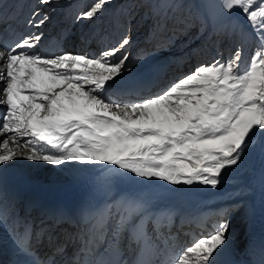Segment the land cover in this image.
I'll use <instances>...</instances> for the list:
<instances>
[{"label": "snow or ice", "instance_id": "snow-or-ice-1", "mask_svg": "<svg viewBox=\"0 0 264 264\" xmlns=\"http://www.w3.org/2000/svg\"><path fill=\"white\" fill-rule=\"evenodd\" d=\"M52 2L37 0L27 34L0 40V169L19 160L58 169L113 168L125 178L159 180L181 191L217 189L264 133V50L243 66V50L235 48L227 60L200 65L155 96L121 104L112 94L132 71L131 36L97 55L43 54L41 29L50 17L42 8ZM110 3L93 0L76 22L95 20ZM218 15L264 49V0H221ZM128 206L133 212L143 207L134 198ZM229 230L224 219L185 247L175 264H190L193 254L194 264H218ZM17 245L32 255L26 243L18 239Z\"/></svg>", "mask_w": 264, "mask_h": 264}, {"label": "bare ground", "instance_id": "bare-ground-1", "mask_svg": "<svg viewBox=\"0 0 264 264\" xmlns=\"http://www.w3.org/2000/svg\"><path fill=\"white\" fill-rule=\"evenodd\" d=\"M92 2L93 0H53L48 6L43 7L42 11L48 13L50 19L41 29L45 39L38 51L48 55L64 51L97 55L113 46L119 36L124 34L122 33L124 28L121 30L124 26L123 20L127 23L128 19L130 21L136 18H130L135 3H139L140 7L143 6L145 9L149 8L150 11V16L142 24L139 36L136 35L137 38L131 43V47L136 45L138 53L141 52L142 47L166 44L169 40L166 32L171 31L173 21L177 23L181 17L183 22H191L194 13H198L201 15V22L206 24V31L195 37L192 50L187 51L188 48L182 46L180 49L182 53L163 52L147 59L146 62L133 68L130 73H126L121 88L113 90L112 94V98L121 104L155 96L157 90L169 80L170 71L172 73L176 67H180L179 69L186 67V63H181L180 59L186 60V57L189 58L188 61L192 58H197V61L209 59L207 57L211 56L215 49L209 40L213 27L218 21L225 22L228 28L226 30H233L232 32L240 35L238 37L242 39L246 37L242 48L252 47L254 53L264 50L247 30L241 31L218 15L221 0H161L160 3L159 0H111L106 10L95 20L76 22L77 14L87 10ZM131 3L133 5L130 6ZM22 6L28 8V13L23 20V34H27L31 30L26 21L30 13L37 8V0L0 1L2 15L12 12L8 19L9 23L15 22ZM144 28L145 33H143ZM154 28L157 33L148 35V30L152 32ZM142 33L146 34L142 36L143 38H141ZM134 57L135 55L131 61ZM249 60H244L243 66H247ZM191 62L193 64L194 60ZM179 63H181L180 66H178ZM148 68L151 72L145 73V69ZM262 177H264V133L259 134L257 143L245 152L237 167L227 171L223 182L214 190L210 187L194 185L190 188L184 186L181 191L179 186H171L159 180L140 181L125 178L113 168L82 169L78 165H73L58 169L44 164L36 165L25 160L15 161L10 167L0 169V245L7 243L9 233L23 229L27 220L25 204L29 198L39 192L47 200L61 196L66 201H71L72 198L85 196L89 192L101 195L111 189H115L119 195L151 187L165 190L171 188L182 195L195 198L186 204L182 217L173 225L171 231L165 234L167 239L173 241L183 251L201 235L207 234L206 221L211 219L210 221L216 224V218L218 220L224 213L223 209L227 207L226 205H235V216L232 217L235 219L238 216V219L228 232V246L218 257V263L253 264L264 256V182ZM32 215L35 216L34 213ZM38 219L35 216L33 220L34 236L32 237L37 246L49 239V253L51 247L64 252L75 241L76 231L73 225L62 224L52 228L50 222L43 220L37 222ZM60 227L61 229H58ZM184 231L187 233L183 236ZM194 260L193 254L190 264H194Z\"/></svg>", "mask_w": 264, "mask_h": 264}, {"label": "rangeland", "instance_id": "rangeland-1", "mask_svg": "<svg viewBox=\"0 0 264 264\" xmlns=\"http://www.w3.org/2000/svg\"><path fill=\"white\" fill-rule=\"evenodd\" d=\"M147 4H150V2H147ZM131 5H133V3H131L130 6ZM148 9L149 8L145 9V7H143V6L140 7L139 3H135V6L133 8V13L130 15V18L131 17L132 18L136 17V18L134 20L130 19V21L128 19L127 23H126V21L123 20L122 23H124L123 24L124 26L121 27V30L124 28L123 32H122L124 34L122 36L130 35L132 41L134 39H136L137 36H139V33H140L139 31H140V29H142V26H143L142 24L150 16L149 15L150 11ZM195 9H197V8L195 7ZM181 16H183V15H181ZM201 21H202L201 15H199L198 13H194V18H193V20L191 22L190 21L183 22L182 21V17L178 19L177 23L173 21L172 28L170 29L171 31H167L166 32L167 33L166 36L169 38V40L166 43L167 45L166 44H161V45H157V46H153V47L147 46V48L146 47H144V48L142 47L143 49L140 48L141 52L139 51V53H138L137 48H135L136 45H134L133 47H131V45H130V47L127 49L128 53L130 54L129 55V57H130L129 62L131 61L132 57L135 55L134 59L130 63L131 68L133 69L136 66L141 65V63L146 62L147 59H151V58H153V56L155 57L156 55L162 54L163 52L182 53V50H180L182 48V46L185 47V48H188L187 51L192 50L191 47L193 45V41L195 40V37L198 36L201 32L206 31L205 30V25L206 24L202 23ZM219 22H221V21H218L216 23L217 27L216 26L213 27L214 30H212L211 39L209 40V43H212L211 46L213 47V49L215 48L212 51V55L211 56L209 55V57H207L209 59H207L206 61H204V60L197 61V58L196 59L192 58L191 61L194 60L193 64H192L191 61H188L189 58H187V57H186V60L180 59V62L181 63L182 62L186 63V66H187V67H185L183 69L184 72L181 73L180 76H176V75H179L178 74V72H179L178 69L180 67L179 68L178 67L174 68L175 67V64H174L173 68L175 70L172 71V73H171V71L168 73V77H169L168 79L169 80L166 83H164V85L162 87H160L158 89L156 94L162 92L163 90H165L166 88L171 86L179 78L185 76L186 74H189V73L195 71V69L198 66H200V65L210 64L216 59L227 60L232 55L233 50L235 48H241L243 50V56H242L244 58L243 61L244 60L246 61V60H248V59H250L252 57V55L254 54V49L252 47H249V48L248 47H243L242 48L243 41H246V37L243 38L244 39L243 40L241 37H238V36H240L238 33L232 32L233 30H230V31L226 30L228 28H227V24H225V22H221V23H219ZM119 23H120V21L118 20L117 24L119 25ZM220 25H221V27H220ZM146 29H148L147 26H146ZM146 29L144 28L143 33H145ZM208 29L209 28H207V30ZM117 30H119L118 27H117ZM143 33L141 35V38H143L142 37L144 35ZM156 33L157 32H156L155 28H154V30H152V32H150L148 30V35L149 34H153L154 35ZM122 36H119L117 41ZM144 36H146V34ZM116 42H115V44H116ZM169 49L172 50V51H170ZM136 53H137V55H136ZM226 206L227 207H225V209H223L224 213L219 216L218 220L216 218V220H215L216 224H214L212 221H210L211 219H209L210 222L207 221V223H206V227H208L207 233L209 231H212L218 223H223L224 219L228 220V222L230 223V228L233 226V224H235V222H237V219H238L237 217L238 216L235 219L233 218L235 216V212L234 211H236L235 210L236 206L235 205H230V206L226 205ZM58 229H61V227L58 228ZM186 233L187 232L184 231L183 236L186 235ZM53 237H54V239H56L55 235H53Z\"/></svg>", "mask_w": 264, "mask_h": 264}]
</instances>
